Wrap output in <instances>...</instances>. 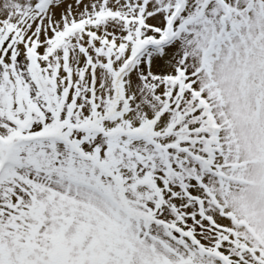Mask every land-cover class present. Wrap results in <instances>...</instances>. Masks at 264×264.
<instances>
[{
	"label": "snow or ice",
	"instance_id": "snow-or-ice-1",
	"mask_svg": "<svg viewBox=\"0 0 264 264\" xmlns=\"http://www.w3.org/2000/svg\"><path fill=\"white\" fill-rule=\"evenodd\" d=\"M0 264H264V0H0Z\"/></svg>",
	"mask_w": 264,
	"mask_h": 264
}]
</instances>
